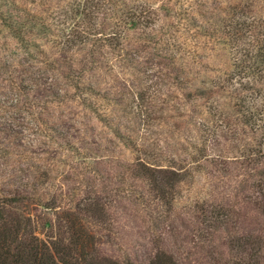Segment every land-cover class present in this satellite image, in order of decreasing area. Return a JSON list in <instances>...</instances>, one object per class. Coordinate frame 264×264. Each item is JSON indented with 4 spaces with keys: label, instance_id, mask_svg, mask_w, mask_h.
<instances>
[{
    "label": "rangeland",
    "instance_id": "obj_1",
    "mask_svg": "<svg viewBox=\"0 0 264 264\" xmlns=\"http://www.w3.org/2000/svg\"><path fill=\"white\" fill-rule=\"evenodd\" d=\"M11 93L0 203L38 230L113 264H264V0H0Z\"/></svg>",
    "mask_w": 264,
    "mask_h": 264
},
{
    "label": "trees",
    "instance_id": "obj_2",
    "mask_svg": "<svg viewBox=\"0 0 264 264\" xmlns=\"http://www.w3.org/2000/svg\"><path fill=\"white\" fill-rule=\"evenodd\" d=\"M14 25L16 31L21 32V22L14 21ZM18 98L14 93L0 96V110L17 108ZM5 125L0 123V128ZM1 199L3 201L0 203V264H113L107 263L106 259L90 255L85 246L73 251L69 242L67 244L62 242L59 230L52 225L46 224L47 231L38 230L31 213L23 216L16 211H10V207L14 205L12 202L19 203L21 200L10 201L9 197ZM42 233L44 237L41 238L39 236ZM162 260L156 259L149 264H164Z\"/></svg>",
    "mask_w": 264,
    "mask_h": 264
}]
</instances>
